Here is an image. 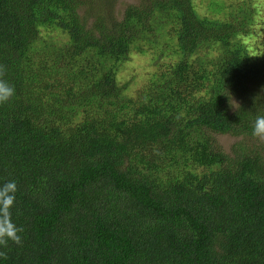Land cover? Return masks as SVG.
I'll return each mask as SVG.
<instances>
[{
	"label": "trees",
	"instance_id": "trees-1",
	"mask_svg": "<svg viewBox=\"0 0 264 264\" xmlns=\"http://www.w3.org/2000/svg\"><path fill=\"white\" fill-rule=\"evenodd\" d=\"M259 1L0 0V185L24 229L0 264H264ZM134 54L156 67L136 97Z\"/></svg>",
	"mask_w": 264,
	"mask_h": 264
},
{
	"label": "clouds",
	"instance_id": "clouds-1",
	"mask_svg": "<svg viewBox=\"0 0 264 264\" xmlns=\"http://www.w3.org/2000/svg\"><path fill=\"white\" fill-rule=\"evenodd\" d=\"M7 69L0 65V105L8 103L15 95V86L5 79ZM252 136L264 142V115H257L252 125ZM18 187L15 181H7L0 185V247L7 248L9 241L15 245L22 244L20 233L23 227L12 219V209L16 202ZM0 257L7 259V254L0 251Z\"/></svg>",
	"mask_w": 264,
	"mask_h": 264
},
{
	"label": "rangeland",
	"instance_id": "rangeland-1",
	"mask_svg": "<svg viewBox=\"0 0 264 264\" xmlns=\"http://www.w3.org/2000/svg\"><path fill=\"white\" fill-rule=\"evenodd\" d=\"M134 0H120L119 10H123L125 6L133 3ZM259 4L264 5L263 1H259ZM201 12L207 14L208 10L203 5ZM55 41H65V36L57 33L53 35ZM156 71V67L153 65L151 58L148 55L134 54L131 56L130 60L125 63L119 74L120 84H129L126 94L129 96L136 97L137 91L142 88L148 82L151 75ZM216 141L221 146V148L230 152V148L235 142V138L230 135L216 136L214 135Z\"/></svg>",
	"mask_w": 264,
	"mask_h": 264
}]
</instances>
